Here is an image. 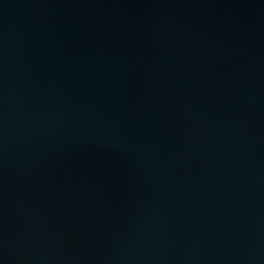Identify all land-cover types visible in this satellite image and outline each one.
<instances>
[{
  "label": "water",
  "instance_id": "95a60500",
  "mask_svg": "<svg viewBox=\"0 0 264 264\" xmlns=\"http://www.w3.org/2000/svg\"><path fill=\"white\" fill-rule=\"evenodd\" d=\"M0 264H264V0H0Z\"/></svg>",
  "mask_w": 264,
  "mask_h": 264
}]
</instances>
